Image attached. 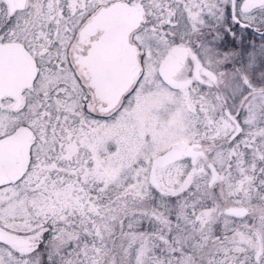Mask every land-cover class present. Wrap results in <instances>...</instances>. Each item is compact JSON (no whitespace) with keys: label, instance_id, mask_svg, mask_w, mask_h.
Masks as SVG:
<instances>
[{"label":"snow or ice","instance_id":"obj_1","mask_svg":"<svg viewBox=\"0 0 264 264\" xmlns=\"http://www.w3.org/2000/svg\"><path fill=\"white\" fill-rule=\"evenodd\" d=\"M0 264H264V0H0Z\"/></svg>","mask_w":264,"mask_h":264}]
</instances>
